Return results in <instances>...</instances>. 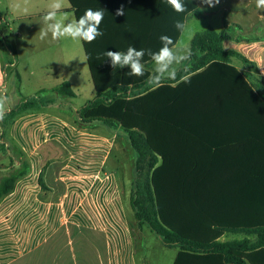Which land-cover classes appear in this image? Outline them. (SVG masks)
<instances>
[{
  "label": "trees",
  "instance_id": "obj_1",
  "mask_svg": "<svg viewBox=\"0 0 264 264\" xmlns=\"http://www.w3.org/2000/svg\"><path fill=\"white\" fill-rule=\"evenodd\" d=\"M67 1L70 8L61 12H72L75 20L95 5L103 10L104 35L99 39L105 42L112 33V47L121 52L153 41L161 47V35L176 44L181 34L176 23L185 24L198 12L194 0H183L186 10L181 13L166 0ZM121 7L124 15L118 16ZM228 38L226 26L194 34L187 66L178 69L175 80L164 79L159 85L152 81L149 65H144L143 76H129L128 67L113 69L101 52L91 55L92 43L82 41L95 95L72 121L79 129L103 127L125 136L135 153L129 191L135 224L139 230L146 227L164 247L179 249L173 264H264V138L256 140L252 128L260 123L264 133V98L233 61L255 77L262 90L264 77L253 62L224 50ZM46 91L21 101L0 121V153L9 161V172L0 178V200L30 172L26 155L8 139L7 129L16 118L51 104L41 97ZM50 92L75 97L68 81ZM225 125L229 148L240 145L244 156L224 154ZM43 170L38 177L42 193L48 190ZM224 234L255 239L222 242Z\"/></svg>",
  "mask_w": 264,
  "mask_h": 264
},
{
  "label": "crops",
  "instance_id": "obj_2",
  "mask_svg": "<svg viewBox=\"0 0 264 264\" xmlns=\"http://www.w3.org/2000/svg\"><path fill=\"white\" fill-rule=\"evenodd\" d=\"M194 1L201 15L202 8ZM91 9L100 10L97 5ZM102 26L103 23L100 31ZM112 39V33L105 42L98 36L91 42V55L95 57L94 52H101L108 59L106 51H116ZM178 41L179 38L176 46ZM80 46V57L87 65L82 41ZM135 48L156 52L160 44L153 41ZM223 48L253 62L258 75L264 77V37L245 40L230 37L223 41ZM12 55L17 57L14 52ZM149 58L146 52L143 60ZM143 64L154 66L153 61ZM63 81H68L72 88L71 80L57 76L47 91ZM55 99L58 98L38 112L16 118L7 129L8 139L26 155L30 172L0 200V264H150L147 257L137 256L130 227L135 222L134 216L132 211L129 216L127 210L129 195L127 204L112 155L115 134L103 127L77 128L64 117ZM14 103L8 104V111L19 104L17 100ZM260 125L252 127L256 140L264 138ZM223 131L224 154L230 158L244 156L240 145L229 148L231 138L226 139V125ZM5 157L8 155L0 153V165ZM43 167V182L48 189L44 193L38 185ZM178 252L175 248L169 264L174 263ZM194 262L191 264H221Z\"/></svg>",
  "mask_w": 264,
  "mask_h": 264
},
{
  "label": "rangeland",
  "instance_id": "obj_3",
  "mask_svg": "<svg viewBox=\"0 0 264 264\" xmlns=\"http://www.w3.org/2000/svg\"><path fill=\"white\" fill-rule=\"evenodd\" d=\"M197 1L202 8L201 15L195 13L185 22V30L180 34L177 47L189 49L192 36L207 27L218 31L226 26L229 36L238 40L264 37V11L256 8L255 0H220L219 4L211 7L203 3V0ZM49 3L50 0H0V90L7 94L9 104L16 100L20 103L35 97L40 90H47L54 84L57 76L68 78L72 82L74 98L54 97L49 91L42 93L41 97L51 101L58 98L55 102L59 103L60 111L66 119L72 121V115L93 99L95 92L88 66L82 55L80 57L81 41H73L67 37L58 41H52L50 37L43 40L40 38L42 16L47 12ZM69 7V2L63 0V8ZM65 17L66 20H75L72 12L58 14V18ZM13 52L17 57L13 58ZM233 65L244 75L253 90L264 98V90L259 88L256 78L245 70H240L237 61L234 60ZM186 66L187 62L184 61L179 68ZM154 67L149 68L151 75ZM113 139V160L127 203L135 153L125 136L115 135ZM3 161L0 175L9 172L8 157ZM127 210L130 216L129 206ZM132 230L138 258L147 257L150 264L170 263L175 248L164 247L146 227L139 230L135 222ZM245 237L255 239L254 236L224 234L220 241L240 240Z\"/></svg>",
  "mask_w": 264,
  "mask_h": 264
},
{
  "label": "clouds",
  "instance_id": "obj_4",
  "mask_svg": "<svg viewBox=\"0 0 264 264\" xmlns=\"http://www.w3.org/2000/svg\"><path fill=\"white\" fill-rule=\"evenodd\" d=\"M219 2L220 0H203V3L210 7ZM166 3L177 13L186 10L183 0H166ZM255 6L259 11H264V0H255ZM62 8L63 0H50L48 10L42 16L43 27L40 30L42 40L50 37L52 41H58L67 37L73 41L91 43L98 36L103 35L99 30L104 18L103 10L89 8L77 20H66V17L58 18ZM116 15H124L123 7L117 9ZM175 27L181 32L185 30L182 22H177ZM160 41L162 46L156 52L145 49L137 50L134 46H129L126 52L106 51L105 55L110 60L113 69L128 67L130 71L127 75L140 77L145 74L142 60L147 52L155 66L151 79L159 85L164 79L175 80L179 66L191 57L190 49L177 47L169 36L161 35ZM184 82H187V78ZM8 104L7 96L0 92V121H3L8 111Z\"/></svg>",
  "mask_w": 264,
  "mask_h": 264
},
{
  "label": "built area",
  "instance_id": "obj_5",
  "mask_svg": "<svg viewBox=\"0 0 264 264\" xmlns=\"http://www.w3.org/2000/svg\"><path fill=\"white\" fill-rule=\"evenodd\" d=\"M0 21H1V18H0Z\"/></svg>",
  "mask_w": 264,
  "mask_h": 264
}]
</instances>
